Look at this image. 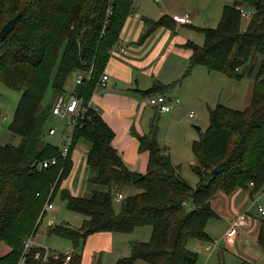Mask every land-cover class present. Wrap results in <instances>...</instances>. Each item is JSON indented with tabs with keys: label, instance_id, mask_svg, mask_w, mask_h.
<instances>
[{
	"label": "trees",
	"instance_id": "obj_1",
	"mask_svg": "<svg viewBox=\"0 0 264 264\" xmlns=\"http://www.w3.org/2000/svg\"><path fill=\"white\" fill-rule=\"evenodd\" d=\"M110 1L0 0V31L23 13L12 32L0 37V79L21 92L8 125L21 141L0 146V245L10 249L0 257V264L19 263L27 239H35L44 216L54 209L46 205H55L56 199L84 217L79 227L65 222L49 226V233L68 239L74 247L67 264H83L79 249L92 234L133 233L140 227H151V238L132 239L130 253L117 264H198L199 253L189 242L209 240L206 227L218 217L212 206L216 194L240 188H250L252 194L264 190V0H234L224 7L217 27L199 29L205 35L202 45L186 44L193 54L185 76L204 66L234 80L255 79L253 97L244 109L224 104L210 108V125L192 145L196 162L191 167L198 176L194 183L159 141L158 116L150 121L147 134L134 131L139 150L150 152L143 173L128 167L113 145L114 129L90 103L134 9L133 0H114L113 13L107 16ZM239 4L255 10L249 20L242 17ZM145 21L147 33L172 26L167 15ZM252 57L258 62H250ZM169 86L155 83L142 95L162 94ZM50 88L51 100L45 103ZM61 94L83 97L87 113L75 127L66 155L61 147L43 140ZM80 141L88 144L87 164L96 172L89 180L94 186L89 197L74 195L64 185L74 169ZM53 158L56 165L39 168ZM126 187L139 191L118 202L117 211L114 196ZM258 242L264 249V217ZM46 252L35 245L24 263L66 264L64 252L45 261Z\"/></svg>",
	"mask_w": 264,
	"mask_h": 264
},
{
	"label": "crops",
	"instance_id": "obj_2",
	"mask_svg": "<svg viewBox=\"0 0 264 264\" xmlns=\"http://www.w3.org/2000/svg\"><path fill=\"white\" fill-rule=\"evenodd\" d=\"M228 1L138 0L133 4L134 9L121 32L119 43L111 52L106 67L109 77L107 87L99 89L93 96L95 108L115 131L114 147L122 154L131 170L146 172L150 160L149 151L139 150V141L134 131L141 135L147 134L150 130V121L158 116V126L160 132L163 131L162 141L160 140L162 133L159 132V141L167 146L175 165H180L183 174L191 182L195 181V177L188 175L184 165L192 166L196 162V156L192 152L193 142L197 138L196 131L186 132V128L181 125V113L189 109V118L197 117L194 123L197 125V131H201L202 127L198 122L205 123L210 108L221 104H216L220 98L219 90L229 81L220 78L217 71H210L204 66L195 67L185 76L193 54L186 44L190 41L203 44L205 35L199 29L217 27L224 7L233 4H228ZM175 14L188 16L189 22L173 21L172 17ZM165 15L172 26L163 25L147 33L148 25L145 19L156 21ZM194 32L203 35V38L194 35ZM223 76L229 78L224 73ZM246 79L251 81L249 80L243 88L227 83L231 87L228 97H236L238 105H249L253 97L255 79L244 77L240 81L244 83ZM155 83L170 85L164 93L178 100L171 112L161 113L156 107L144 103L145 96L142 92L147 91ZM192 112L194 114L191 116ZM87 152L88 148L83 154L75 153L74 169L64 183L74 195L82 196L79 181L80 177L83 179L86 177L82 175L83 172H90L87 174L89 183L90 178L96 175L87 164ZM125 190L128 195L138 192L136 187H126L122 193ZM89 196L91 194L85 197ZM214 198L212 206L218 217L211 219L206 227L209 240L189 242L190 247L199 253L198 264H242L244 260L264 264V249L258 242L264 217L258 206L261 204L264 207V190L252 194L250 188H240L232 193L219 192ZM240 213L246 214V225L240 229L238 235L229 238L227 232L230 229V221ZM66 218H70V221ZM83 221L84 218L68 216V212L64 214L61 212L60 215L57 213V216L55 214L48 223L43 221L39 227L35 236L36 246L45 248L53 254L74 252V247L68 239L49 233V226L65 222L71 226H74L72 223H76L74 227H79ZM220 228L221 231L218 232ZM117 242V234L113 232L92 234L79 249V251L82 249L83 264H117L121 257H110L116 249ZM211 243L215 244L214 248L208 251L207 247ZM9 251L5 244L0 245V257Z\"/></svg>",
	"mask_w": 264,
	"mask_h": 264
},
{
	"label": "rangeland",
	"instance_id": "obj_3",
	"mask_svg": "<svg viewBox=\"0 0 264 264\" xmlns=\"http://www.w3.org/2000/svg\"><path fill=\"white\" fill-rule=\"evenodd\" d=\"M232 3H233V0L228 1V4H232ZM244 25H245V23H244ZM194 35L199 36L200 38H203V35H201V34H197L194 32ZM204 38H205V36H204ZM252 59H253V57L250 59V62L252 61ZM260 61H261V58H260ZM250 62H249V65H250ZM254 62L256 63V62H258V60H256V61L253 60L252 63H254ZM214 74H216V73H214ZM218 74H219L218 76H220V78L223 77V79H227V81H229L227 83H229V84L232 83V85H234V87L236 84V86L238 88L239 87L243 88V86L247 85V83L250 80V79H246V81H244V83H242V81H239V80H235V82H234L233 79H230V78L223 76V73L218 72ZM236 81H238V82H236ZM72 82H73V76H72V78H70V80H68L67 83L70 84ZM227 83H225L223 85V87H221L222 89L220 88V90H219L220 98H219V100H217L216 104H218V103L222 104L223 103L227 106H229V105L235 106V107H232L234 109H244V107H246V106L245 105H238L237 101H236V97H234V98L228 97L229 96L228 91L231 90V87L228 86ZM20 96H21L20 91L9 88L0 79V146L4 145V144L17 145L21 141V137L19 135L12 133L8 129V125L11 123V121L14 117L13 114L17 108ZM51 96H52V88H50L48 90V92L46 93V96L44 98L45 99L44 102L48 103L51 100ZM145 102L146 101L144 99V103ZM148 105H150V104H148ZM229 107H231V106H229ZM189 111H190L189 109L187 110V112L182 111L181 117H180L181 125L184 126V128H186L187 133H189L191 131L192 132L196 131L195 137L197 136L196 139H198L200 137L199 132L206 131L208 129V126L210 125L209 124L210 113L206 115V122L205 123L198 122V124L202 127V129H201V131L200 130L197 131V128H196L197 125L194 123L195 120L197 119V117L189 118V116H188ZM203 111L204 110L202 108V112ZM194 113H195V111H194ZM166 124H167V122H166ZM166 124H165V126H166ZM48 127H55L58 129V133L55 136H52L50 138V140L56 146L64 148L67 145V140L71 136L70 131L72 128L70 126H68L66 122H59L55 116L50 117L49 122L47 123V128ZM160 133H162V134H160V140L162 141L163 131L161 130ZM87 145L88 144L85 143L84 141H80L79 145L76 146V153H78V154L82 153L83 154L87 148ZM184 166H185L184 168H185L186 172L188 173V175L192 178L195 177L194 182L198 181V176L193 171L191 165L187 164ZM87 174H90V172L89 173L83 172L82 175L86 176V177L84 179L82 177H80V181H79L80 187H82L80 189V193L82 196L90 195L92 190L94 189L93 185L87 181V178H88ZM136 189H137V191H139L138 188H136ZM123 194L125 196H128L129 193L127 192V190H125ZM54 204H55L56 208L54 210H48L47 215L44 216L43 221H45V223H48L49 220L52 219L53 216H55V214H56V216H57V213L60 215L61 212L63 214H64V212H68V216H70V217H75V218L78 217L79 219L84 218L81 214H79L77 212L74 213V212L70 211L67 208L66 203L65 202L62 203V201L60 202L59 199H56ZM115 208L117 211H120L121 203L116 202ZM69 219L70 218H66L67 221H70ZM72 224L74 226H76V223H72ZM151 229H152L151 227H140V228H137L136 231L133 233H121V234L116 233L117 234V241H118L116 244H117V246H120V247H117L115 245L116 249L110 254V257L119 258V257H122V255H128L131 251V247L129 246V241H131L132 239L148 241L151 238V233H152ZM219 231H221V228L218 230V232ZM59 254H61V252H57L56 254H53L50 251L51 256H57ZM228 255H230V254H228ZM230 257L235 259V257H233V256H230Z\"/></svg>",
	"mask_w": 264,
	"mask_h": 264
},
{
	"label": "built area",
	"instance_id": "obj_4",
	"mask_svg": "<svg viewBox=\"0 0 264 264\" xmlns=\"http://www.w3.org/2000/svg\"><path fill=\"white\" fill-rule=\"evenodd\" d=\"M138 0H133V4H135V2H137ZM114 2V0L110 1V6L108 7V11H107V16L111 15L113 13L111 5ZM237 8L240 10L241 15L244 19L249 20L251 18V16L253 15V13L255 12L254 9L252 8H247L245 5H238ZM173 21H177L179 23H188L189 21V17L188 16H184V15H179V14H175L172 17ZM112 52V51H111ZM108 74L105 72L102 76V80H101V88H106L107 87V80H108ZM77 82L80 83L81 82V76L78 77ZM98 91H94L93 95H92V100L90 103H93V96L97 94ZM58 100L56 101V103L54 104L53 108H52V114L53 116H55L59 122H66L68 126H70L71 129V136L70 138L67 140V145L62 148V154L66 155L69 152V149L72 145V136L75 130V127L77 125H79L82 121H84L86 119V106H85V100L83 97H79L76 94H69V95H64L61 94L58 96L57 98ZM146 103L150 104L151 106L156 107L161 113L163 112H171L173 107L177 104L178 100H176L175 98L166 95L165 93H152V94H148L147 97H145ZM94 104V103H93ZM194 113H191V116ZM58 133V129L55 127H49L47 131L44 132L43 134V140L44 142H51L50 138L52 136H55ZM58 163L57 159L53 158L50 160H45L44 162L39 164V168H45V167H50L53 165H56ZM124 194L122 192L117 193L114 196V200L117 202H120L123 198H124ZM54 208L53 203L47 204L46 205V209H52ZM259 211L264 215V207L260 204L258 206ZM246 225V214H241L236 216L234 219H232L230 221V226H229V230L227 232V235L229 238H233L236 235H238V233L240 232V229H243ZM36 245L35 239L34 237H30L29 239H27L26 243H25V253L24 256L21 258V260L19 261L18 264H26L25 262V255L28 254L33 247ZM214 243H211L208 247L207 250L211 251L214 248ZM66 258H65V262L66 264L68 263V261L71 259V255L72 252L71 251H65L64 252ZM40 254H38L39 256ZM50 256L49 251L47 250V252L44 255V260L46 261L48 259V257Z\"/></svg>",
	"mask_w": 264,
	"mask_h": 264
},
{
	"label": "water",
	"instance_id": "obj_5",
	"mask_svg": "<svg viewBox=\"0 0 264 264\" xmlns=\"http://www.w3.org/2000/svg\"><path fill=\"white\" fill-rule=\"evenodd\" d=\"M23 15L22 12H20L18 15H16L15 17L11 18V20H9L4 27L1 29L0 31V37L1 38H5L9 33L12 32V30L15 28V24L16 22L19 20V18H21Z\"/></svg>",
	"mask_w": 264,
	"mask_h": 264
}]
</instances>
